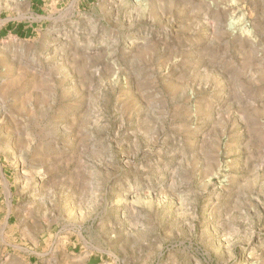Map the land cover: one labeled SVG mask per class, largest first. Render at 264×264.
Returning <instances> with one entry per match:
<instances>
[{
	"label": "rangeland",
	"instance_id": "1",
	"mask_svg": "<svg viewBox=\"0 0 264 264\" xmlns=\"http://www.w3.org/2000/svg\"><path fill=\"white\" fill-rule=\"evenodd\" d=\"M0 264H264V0H0Z\"/></svg>",
	"mask_w": 264,
	"mask_h": 264
}]
</instances>
